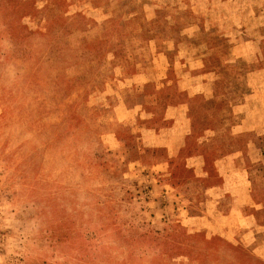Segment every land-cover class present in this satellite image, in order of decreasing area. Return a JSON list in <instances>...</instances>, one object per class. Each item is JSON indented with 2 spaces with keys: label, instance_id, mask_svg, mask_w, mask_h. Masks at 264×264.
Here are the masks:
<instances>
[{
  "label": "rangeland",
  "instance_id": "1",
  "mask_svg": "<svg viewBox=\"0 0 264 264\" xmlns=\"http://www.w3.org/2000/svg\"><path fill=\"white\" fill-rule=\"evenodd\" d=\"M0 264H264V0H0Z\"/></svg>",
  "mask_w": 264,
  "mask_h": 264
},
{
  "label": "crops",
  "instance_id": "2",
  "mask_svg": "<svg viewBox=\"0 0 264 264\" xmlns=\"http://www.w3.org/2000/svg\"><path fill=\"white\" fill-rule=\"evenodd\" d=\"M223 192H225L224 190H223ZM223 195L225 194V193H222ZM215 195H219V193L217 194V193H215ZM220 196V195H219ZM215 197V196H214ZM218 203V202H217ZM217 207V206H216ZM217 209V208H216ZM218 211V210H217ZM233 211L234 212H236L234 209H232V211L231 210H222V211H218V213H219V216H220V218H221V220L222 221H226V220H230V219H232V215H234V213H233ZM235 215H238V214H235ZM238 218H239V220H244V219H248V217H244L243 215L241 216H238ZM230 230H232V227L231 226H229V225H220V227H219V234H222V235H224V234H228V231H230Z\"/></svg>",
  "mask_w": 264,
  "mask_h": 264
}]
</instances>
